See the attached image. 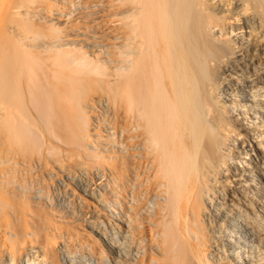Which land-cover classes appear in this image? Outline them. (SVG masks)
Here are the masks:
<instances>
[{
  "label": "bare ground",
  "instance_id": "obj_1",
  "mask_svg": "<svg viewBox=\"0 0 264 264\" xmlns=\"http://www.w3.org/2000/svg\"><path fill=\"white\" fill-rule=\"evenodd\" d=\"M0 264H264V0H0Z\"/></svg>",
  "mask_w": 264,
  "mask_h": 264
},
{
  "label": "rangeland",
  "instance_id": "obj_2",
  "mask_svg": "<svg viewBox=\"0 0 264 264\" xmlns=\"http://www.w3.org/2000/svg\"><path fill=\"white\" fill-rule=\"evenodd\" d=\"M251 207L253 208V210H255L256 204H252Z\"/></svg>",
  "mask_w": 264,
  "mask_h": 264
}]
</instances>
